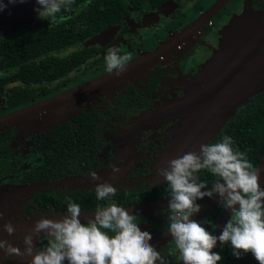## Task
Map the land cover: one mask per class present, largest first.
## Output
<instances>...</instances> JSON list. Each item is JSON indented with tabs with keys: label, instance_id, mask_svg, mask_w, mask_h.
<instances>
[{
	"label": "flooded vegetation",
	"instance_id": "obj_1",
	"mask_svg": "<svg viewBox=\"0 0 264 264\" xmlns=\"http://www.w3.org/2000/svg\"><path fill=\"white\" fill-rule=\"evenodd\" d=\"M217 1L74 0L55 23L34 12L26 27L0 36V41L18 40L12 62L0 63V118L107 73L109 49L131 53L133 61L171 41L166 51L93 92L0 125V222L58 218L66 214L70 199L82 214L109 203L148 205L133 213L140 229L149 231L152 240L168 231V206H151L170 198L158 170L165 168L162 158L189 115L190 101L207 83L203 68L218 47L220 30L245 7L264 21V0H227L207 15ZM91 3L95 14L87 16L89 32L67 36L73 30L79 33L82 13ZM118 7L124 8L119 20L114 11ZM24 30L25 36H16ZM24 40L27 47L20 45ZM230 118L205 143L220 142ZM91 172L100 181H92ZM104 181L117 193L98 201L95 187ZM212 183L201 191L210 190ZM229 217L230 211L217 202L192 219L219 236ZM23 236L0 239L23 251ZM46 243L47 237H41L37 248ZM155 247L167 264H183L171 237ZM213 251L222 256L218 264H258L250 253L236 259L230 243L221 247L218 241ZM26 259L0 252V264Z\"/></svg>",
	"mask_w": 264,
	"mask_h": 264
},
{
	"label": "clouds",
	"instance_id": "obj_2",
	"mask_svg": "<svg viewBox=\"0 0 264 264\" xmlns=\"http://www.w3.org/2000/svg\"><path fill=\"white\" fill-rule=\"evenodd\" d=\"M25 2L0 0V12L10 4ZM72 3L73 0H36L39 7L34 11L38 18L47 17L55 23L57 14L70 10ZM132 59L131 53L120 54L118 48L109 49L105 56L106 71L119 76ZM233 143L232 137L223 136L220 142L201 144L199 153L185 152L158 170L170 197L168 234L183 264H218L222 256L213 251L218 241L221 247L230 243L231 254L236 259L250 253L258 264H264V188L259 183L260 169L245 153L234 150ZM203 170L217 178L208 191H201L208 184L197 175ZM90 178L100 181L96 172H91ZM95 193L98 201H106L116 195L117 188L110 182H99ZM214 194L220 197V206L230 211L219 236L191 219L201 210L197 201L212 198ZM81 215L80 205L69 199L66 214L61 218L41 217L35 221L23 236V251L0 239V252L7 257H29L28 264H167L150 243L152 234L142 231L139 217L125 207L116 203L100 206L86 223L81 222ZM3 228L8 235L15 232L11 223ZM41 237H47V243L38 249Z\"/></svg>",
	"mask_w": 264,
	"mask_h": 264
},
{
	"label": "water",
	"instance_id": "obj_3",
	"mask_svg": "<svg viewBox=\"0 0 264 264\" xmlns=\"http://www.w3.org/2000/svg\"><path fill=\"white\" fill-rule=\"evenodd\" d=\"M226 1L218 0L207 12V15L212 14ZM37 7L39 5L36 4V0H26L25 3L8 5L3 12H0V36L26 27L31 22L34 9ZM170 42L169 40L157 50L128 62L126 71L119 76L115 75V72H107L47 102L38 103L23 111L2 117L0 125L93 92L141 67L156 53L166 51ZM203 71L206 73L207 83L190 101L189 115L174 133L173 140L162 158L165 168L168 166V161L182 156L185 152L196 151L199 153L200 145L212 137L234 115L237 109L247 102L249 97L264 90V21L261 16L248 7H245L241 13L232 16L220 30L218 47L205 64ZM255 167L260 169L259 183L264 188V155ZM161 178L163 177L161 176ZM219 201L220 197L217 194L201 205L199 213ZM151 206L167 207L168 199L151 204ZM146 208L149 206H132L126 210L133 214ZM94 213L82 214L81 222H87V219L91 218ZM199 213H194L191 219ZM59 218L61 217L55 219ZM35 221V219L20 220L12 224L15 229L13 235L27 233ZM0 235L5 238L8 234L2 228ZM168 238L170 235L167 231L150 243L155 246ZM29 260L30 258L15 264H28Z\"/></svg>",
	"mask_w": 264,
	"mask_h": 264
},
{
	"label": "trees",
	"instance_id": "obj_4",
	"mask_svg": "<svg viewBox=\"0 0 264 264\" xmlns=\"http://www.w3.org/2000/svg\"><path fill=\"white\" fill-rule=\"evenodd\" d=\"M74 1V0H73ZM84 1V0H83ZM94 1V0H91ZM164 1V0H157ZM94 5L91 3L83 11L82 16V25L78 27L79 33L68 32L67 36H76L82 34L83 36L89 32L90 21L87 19V16L90 17L93 12ZM115 15H117V20L122 17L124 8H115ZM86 13V14H85ZM116 22V21H115ZM29 30H27V37ZM25 36V30L22 31L21 35L18 33L16 36ZM16 39L12 40H2L0 41V63H10L12 62V53L11 50L17 44ZM18 41V40H16ZM23 47H27V41L24 40L20 44ZM43 44H40L42 47ZM51 44L49 45V47ZM226 129L223 133V136H230L233 139V148L234 150H239L246 154L247 159L256 166L258 162L264 155V90L257 93L253 96L247 106L238 110L233 117L225 124ZM198 176L201 180L207 183H212L216 177L206 170L198 173Z\"/></svg>",
	"mask_w": 264,
	"mask_h": 264
},
{
	"label": "rangeland",
	"instance_id": "obj_5",
	"mask_svg": "<svg viewBox=\"0 0 264 264\" xmlns=\"http://www.w3.org/2000/svg\"><path fill=\"white\" fill-rule=\"evenodd\" d=\"M216 20H217L216 17L213 16V17H212V21H216ZM170 53H172V51H171ZM32 219H34V218H32ZM38 219H40V218H38ZM19 221H20V220H16V221H12V222H9V221H7V222H0V230L3 228V225L6 224V223L14 224V223H17V222H19ZM25 234H27V233H22V234H20V235H25Z\"/></svg>",
	"mask_w": 264,
	"mask_h": 264
}]
</instances>
